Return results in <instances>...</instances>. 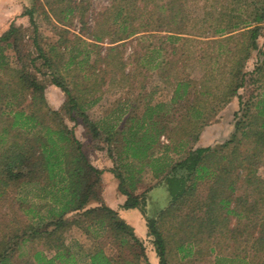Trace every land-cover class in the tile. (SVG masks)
<instances>
[{"label":"rangeland","instance_id":"rangeland-1","mask_svg":"<svg viewBox=\"0 0 264 264\" xmlns=\"http://www.w3.org/2000/svg\"><path fill=\"white\" fill-rule=\"evenodd\" d=\"M257 1L0 0V35L13 24L21 30L23 53L36 56L39 45L53 59L58 69L55 65L49 67L44 64L41 57L36 62L39 69L37 75L46 85L47 104L60 112L56 123L62 119L73 129L89 159L102 168H107L111 163L113 165L114 160L106 149L107 130L114 127L113 131H118V134L113 137L121 142L132 123H142L144 120L147 125L158 123L163 126L154 148L159 158L155 164L158 166L167 160L171 163L181 158L187 149L197 144L215 146V143H223L230 138L235 126L234 110L238 109L239 104L235 99L234 104L218 101L232 79L229 74L235 66V59L243 54L241 49L248 37L246 32L256 22L250 21V25L241 23L237 29L222 34H216L214 30L226 24L231 16H235V20H250ZM119 8H122L120 14L117 13ZM29 11L33 12V19L29 17ZM260 24L264 27V21ZM102 31L105 32L103 38L97 40L93 33ZM132 31L134 33L130 34ZM176 32L185 38L170 43L166 36ZM258 42L259 45L264 43L263 35L258 37ZM6 53L10 57L11 68L0 71L2 89L8 88L4 83L14 85V69L19 67L13 49H7ZM57 73L81 102L94 97L95 102L86 105L85 113L91 122L101 128V135L93 137L81 124V115L76 114L75 120L70 118L67 112L71 103L69 97L52 82ZM177 80L189 83L181 98L175 91ZM262 91L257 88V83L248 84L239 90L244 100L251 93L257 94L254 98L256 101ZM15 102L28 112L35 108L28 104L29 97L25 93L18 95ZM150 108L158 111L153 119L147 117ZM197 109L200 111L197 112ZM43 111L38 110V114ZM197 114L202 116L198 122ZM44 122L55 123L48 115L44 117ZM2 123H8L5 117L0 119V127ZM194 123L200 128L204 127L205 135L212 134L215 131L213 129L217 128H224V133L215 132L216 139L207 137L196 142L193 139L195 132L190 134ZM122 126L124 132L120 133ZM148 130L155 134L152 126L148 125ZM120 142L112 141V145H119ZM233 146L231 143L223 151L228 153ZM231 173L230 178L237 179L231 206L239 195L248 194V203L258 197L257 190L249 187L243 178L235 177V171ZM256 173L264 178V157ZM141 175L145 185H139L137 191L151 189L145 207L146 215H150L167 205L169 195L166 184L158 183L159 178L155 177L149 166H144ZM109 179L106 177L104 188L107 198L112 202L116 188ZM206 181H201L193 197L182 209L174 212L178 217L168 215L161 221L164 236H168L166 257L169 264H264V241L260 239L264 235L263 213L260 215L257 211H251L247 217L238 218L236 214H226L225 209L219 208L211 233L205 228V223L199 229V222L207 216L204 203L210 200ZM229 192L225 188L223 193L228 195ZM38 205L45 213L49 200L45 192L32 185L13 188L0 197V235L3 230L8 233L16 227L22 230L29 222V214L32 215L28 210ZM26 210L29 214L25 213ZM122 211L118 212L124 214L123 218L132 223L134 229L138 228L139 221L141 232V219L145 221L141 208H138L139 216L136 210ZM188 212L193 216L187 219L186 226L189 224L192 228H178ZM100 232L94 226L88 230L72 226L65 231L64 237L73 252L78 249L76 241L87 251L102 247L111 257H118L120 253L125 256L124 249L122 252L107 233L98 236ZM139 237L144 242L150 263L160 264L153 241L143 234ZM191 239L195 241L188 242ZM36 243L23 245L22 257L17 251L10 263L35 264L31 254L35 249H44ZM262 243L263 246L260 245ZM182 244L183 250L180 249ZM44 253L50 257L55 251L47 250Z\"/></svg>","mask_w":264,"mask_h":264},{"label":"trees","instance_id":"trees-1","mask_svg":"<svg viewBox=\"0 0 264 264\" xmlns=\"http://www.w3.org/2000/svg\"><path fill=\"white\" fill-rule=\"evenodd\" d=\"M255 5V12L252 13L250 20H235V16H231L226 24L214 30V33L222 34L237 29L241 23L250 25V21L256 22L246 32L248 33L246 44L241 49L243 54L235 59V66L229 74L232 79L218 101L231 103L235 99L239 104L238 109L234 110L235 126L228 140L215 143V146L197 144L187 149L181 158L171 163L167 160L156 166L159 158L154 148L163 126L158 123L148 124L153 127L155 131L153 134L149 132L144 120L142 123H132L121 142L113 137L114 134H118V131H113L114 127L107 130L106 149L114 160L109 170L119 181V192L126 196L121 208H141L145 215L146 236L153 241L160 264H169L166 257L168 236H164L161 221L168 215L178 217L174 212L182 209L193 197L203 180H207L210 200L204 203L207 206L205 210L207 216L204 221L199 222V229L205 223V228L211 233L216 224L219 208L225 209L226 214H236L238 218L247 217L251 211L264 214L262 207L264 178L256 173L264 157V43L259 45L258 42V37L264 36L262 31L264 27L260 24L264 21V0L257 1ZM121 10L119 8L117 13L120 14ZM28 13L33 19V12ZM20 31V28L12 24L0 35V71L11 68L10 57L6 53L9 48L13 49L15 60L19 63V67L14 69V85L4 83L8 88L0 87V119L5 117L8 122L2 123L0 127V197L13 188L32 185L45 192L49 205L45 213L41 211L39 205L36 208L30 207L28 211L32 215L26 210L25 213L29 214L30 219L22 230L17 227L8 233L3 230V234L0 235V264H12L10 263L12 256L19 251L21 258L23 245L35 241L44 248L35 249L31 254L35 264H151L145 253L144 242L136 234L134 227L120 216L118 210L104 201L103 169L90 161L83 149L82 141L71 127L63 123L62 119L56 123L60 112L47 104L46 85L37 75L39 69L36 63L41 57L44 64L52 67L55 65L53 59L39 45L38 55L23 53ZM133 33L134 31L130 34ZM103 34H105L103 31L93 33L97 40H101ZM166 38L170 43H175L185 37L176 32L170 33ZM173 50L175 51V47ZM85 55L89 57L88 52ZM52 82L69 97L71 103L67 112L70 118L75 120L78 114L81 115L83 122L81 124L93 137L101 135V128L97 123L91 122L85 113L86 105L95 102L94 97L81 102L58 73L54 75ZM252 83H257V88L263 90L262 95L256 101L254 98L257 94L251 93L248 99L244 100V95L239 90ZM188 85L186 81L177 80L175 91L179 98L186 93ZM24 93L29 97L28 104L35 107L29 112L21 107L20 103L15 102L16 97ZM38 110L44 111L38 114ZM157 114L158 111L150 108L147 117L153 119ZM47 115L55 123H45L44 117ZM196 119L198 122L202 116L197 114ZM196 124H193L190 134L195 132L193 139L198 142L204 127L200 128ZM119 132H124V126ZM112 141L120 144L114 147ZM243 141L245 143L242 144ZM231 143L234 145L231 151L224 152V148ZM145 165L159 178V184H166L169 195L167 205L163 209H156L150 215H146L145 207L148 203L147 194L151 189L137 191ZM232 171L236 172L235 177L243 178L249 187L259 192L258 197L252 199L251 203H248V194H245L239 195L236 203L231 206L237 182V179L230 178ZM225 188L230 190L228 195L223 193ZM191 212L194 213L193 209ZM191 216L193 215L190 212L186 213L178 228L184 229L189 226L191 229L192 225L186 226L187 219ZM72 226L87 230L90 226L97 227L101 231L98 236L107 233L122 252L125 250V256L120 253L118 257H111L102 247L87 251L76 241L74 242L78 249L77 252H73L72 246L66 243L64 237L65 231ZM260 239L264 241V235ZM190 241L194 242L195 239L188 242ZM260 245L263 246V243ZM183 247L184 244L180 249L183 250ZM47 250H54L55 253L48 257L44 253Z\"/></svg>","mask_w":264,"mask_h":264},{"label":"crops","instance_id":"crops-1","mask_svg":"<svg viewBox=\"0 0 264 264\" xmlns=\"http://www.w3.org/2000/svg\"><path fill=\"white\" fill-rule=\"evenodd\" d=\"M231 103L232 104H234V103H236V101H234V100H232L231 101ZM213 130H215L212 134H210V135H205V133H206V130L204 131L203 130V132L201 133V135H200V140L202 141V140H205L207 137H209V138H211L212 140L215 138L216 139V137H215V135H214V133L215 132H219L220 134H223L224 133V128H217V129H213ZM231 131V129H229V131L228 132H230ZM205 135V136H204ZM214 135V136H213ZM210 139V140H211ZM90 161L95 165V166H97V167H99V168H101V169H103V174H102V181H103V190H102V196H103V199H104V201L109 205V206H111L112 208H114V209H116V210H118V211H120L121 212V209H123V208H121L120 207V205L121 204H123L124 203V201H125V199H126V196L125 195H123V194H121L120 192H119V190H118V184H119V181H118V179L114 176V174L109 170L113 165H112V163L110 164V165H107V168H102V167H100L99 165H97L96 163H94L91 159H90ZM106 177H109L110 179L109 180H111V182L114 184V187L116 188V193L114 194V200L113 201H115V202H111V200H109L108 198H107V195H106V188H104V184H105V180H106ZM145 185V183H144V181H141L140 183H139V185H141V186H144ZM133 210H136L137 212H138V216H139V211H138V208H130V209H123V211L122 212H128V211H133ZM119 212V214H120V216L123 218V216H124V214H122V213H120ZM130 223V222H129ZM130 224H132V223H130ZM141 225H142V227H143V229H141V232H139V221H138V228H135V232H136V234L139 236H141V234H143V235H146L147 234V227H146V224H145V221H144V219L142 218L141 219ZM133 226V225H132Z\"/></svg>","mask_w":264,"mask_h":264}]
</instances>
